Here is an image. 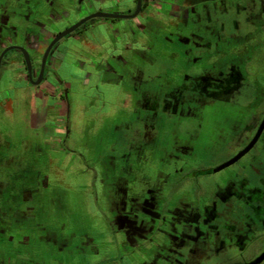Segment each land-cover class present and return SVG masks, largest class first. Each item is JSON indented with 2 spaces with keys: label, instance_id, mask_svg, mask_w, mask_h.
<instances>
[{
  "label": "flooded vegetation",
  "instance_id": "flooded-vegetation-1",
  "mask_svg": "<svg viewBox=\"0 0 264 264\" xmlns=\"http://www.w3.org/2000/svg\"><path fill=\"white\" fill-rule=\"evenodd\" d=\"M118 2L126 7L122 12L117 9ZM231 3L233 10L228 8L230 5L218 10L224 14L218 22H213L212 8L204 7L208 23L204 37L198 36L199 40L193 42V55L185 51L191 59L188 64L194 66L190 72L180 75L177 86L162 95L160 103L149 96L135 97L140 106L137 105L148 110L140 127L132 130L143 142L152 138L158 108L165 114L177 115L181 107L188 106L192 113L199 109L220 113V122L214 126L216 131H211L212 136L206 138V155L219 144L229 152L218 162L210 159L204 164L192 156L193 169L188 174H180L175 182L176 189L187 188L184 191L188 193L187 199L178 197L173 202L165 201L159 190L152 187L145 189L144 198L132 199L141 213H151L161 221L159 228L163 236L149 254V260L160 264H264V0H233ZM175 4L171 0L155 6L152 0H140V9L133 15L137 0H0V74L1 70H11L18 76V66H22L28 83L39 87L37 97L44 99L46 108L51 98V106L59 109L68 89L60 88L64 78L58 76L53 66L58 60L64 63L67 79L80 78L84 85L93 77L95 92L104 98L110 97L111 85L125 83L127 78L125 73H117L115 69L117 65L127 64L121 54L127 48L122 44L120 53H117L118 48L111 51L109 43L113 45L115 41H98L100 44L93 41L92 36L107 28L125 37L128 26L118 30L114 21L118 18L91 17L49 47L51 42L59 33L94 13L114 10L126 16L121 18L133 22L143 11L173 16ZM72 12L77 18L70 22L66 17ZM62 21L67 24L63 28L58 25ZM63 38L68 40L62 41ZM180 41L185 42L184 37H180ZM102 46H107L110 63L100 54ZM23 50L29 57L30 73ZM97 82L105 83L108 88L100 91ZM53 144L52 150L59 144L63 147L64 134L56 137ZM3 185L0 180V186ZM103 192L106 193L104 198L109 200L103 188L92 190L94 197ZM2 193L1 189L0 198ZM19 193L17 197L14 192L8 193V206L0 205V264H42L41 259L35 257L40 256L36 254V240L61 250L67 240L63 237L65 222L48 214L37 224L28 222L37 214L33 212L35 207L22 208L19 202L20 199L25 203L32 200L34 188L26 186ZM123 199L117 197L118 210L114 218L104 221L109 220L113 230L121 231L124 241L132 239L136 245H145L149 241L147 235H153L157 229L144 218L129 215L124 196ZM170 203L172 210L167 213ZM176 220L177 229L164 231L168 222ZM187 221L199 226L187 228ZM48 256L53 264L55 256L50 253Z\"/></svg>",
  "mask_w": 264,
  "mask_h": 264
},
{
  "label": "rangeland",
  "instance_id": "rangeland-1",
  "mask_svg": "<svg viewBox=\"0 0 264 264\" xmlns=\"http://www.w3.org/2000/svg\"><path fill=\"white\" fill-rule=\"evenodd\" d=\"M152 1L158 6L171 0ZM172 1L176 2L173 16L143 11L133 22L129 18L114 19L116 29L128 26L125 37L107 28L92 36L96 43L115 41L113 45L109 43L111 51L118 48L120 53L122 44L127 48L121 52L127 64L115 68L127 78L125 83L109 85L113 89L110 97L104 98L95 92L93 77L83 85L80 78L69 80L63 76L60 88L68 92L62 108L51 106V98L47 100L49 107L44 108V99L37 97L39 87L20 88L21 81L16 80L18 76L14 72L1 70V80L6 76L8 83L3 89L0 87V180L4 184L0 186L3 191L0 205L8 206V193L14 192L17 197L23 187H31L33 199L19 202L22 208L35 207L33 212L37 214L28 222L37 224L47 214L65 222L63 237L67 240L61 250L36 240V254L40 256L35 257L42 264H52L48 253L55 256L53 264H160L149 260V254L163 236L159 228L161 221L151 213H141L132 199L144 198L148 187L159 190L165 201L187 199L188 193L184 192L187 188L176 189L175 182L180 174H188L193 169L192 156L204 164L210 159L218 162L229 154L219 144L211 155L209 151L206 155V138L212 136L210 133L216 131L214 126L220 122V113L213 109L192 113L185 106L179 114L168 115L158 108L151 139L143 142L132 131L148 115V110L139 107L135 97L149 96L160 103L162 95L177 86L180 75L193 68L185 51L193 55V42L199 40L198 36L204 37L208 24L204 7L212 8L213 22L224 15L218 11L220 8L230 5L228 8L233 10V0ZM116 6L120 12L126 8L120 2ZM66 18L73 22L77 17L72 12ZM98 20L109 22L104 18ZM58 25L63 28L67 24L62 21ZM180 37L185 42H179ZM65 40L68 38L62 39ZM105 47L100 54L107 59ZM108 59L110 63L112 60ZM96 86L100 91L108 88L105 83L97 82ZM63 134V147L59 144L58 150H52L56 137ZM99 188L107 191L109 200L104 198V192L94 197L92 190ZM114 188L122 192L115 193ZM119 196L125 197L129 215L144 218L157 229L153 235L147 232L151 234L147 235L149 241L145 245H136L132 239L124 241L123 233L113 230L109 220L104 221L114 218ZM171 204L167 213L172 210ZM169 217L167 214L165 218ZM185 223L190 229L199 226ZM177 227V220L168 222L164 231Z\"/></svg>",
  "mask_w": 264,
  "mask_h": 264
},
{
  "label": "water",
  "instance_id": "water-1",
  "mask_svg": "<svg viewBox=\"0 0 264 264\" xmlns=\"http://www.w3.org/2000/svg\"><path fill=\"white\" fill-rule=\"evenodd\" d=\"M140 9V0H137V5H136V9L135 12L133 13V15H136V13L138 12V10ZM91 17H111V18H121V17H126L125 15L122 14H117V13H109V12H98V13H94L91 14L89 16L84 17L83 19H81L80 21H78L77 23L73 24L72 26L68 27L67 29H65L64 31H62L61 33H59L54 40L51 42V44L49 45V47L60 37H62L63 35L70 33L71 31H73L77 26H79L82 22H84L85 20L91 18ZM47 51L48 49L45 51L44 55H43V61L47 55ZM24 53V58L26 60V64H27V70L30 73L31 70V65H30V61H29V57L28 54L26 53L25 50H23ZM42 72V70H41ZM41 76H39L40 78ZM264 122V121H263ZM263 124H261L260 128L262 127Z\"/></svg>",
  "mask_w": 264,
  "mask_h": 264
},
{
  "label": "crops",
  "instance_id": "crops-1",
  "mask_svg": "<svg viewBox=\"0 0 264 264\" xmlns=\"http://www.w3.org/2000/svg\"><path fill=\"white\" fill-rule=\"evenodd\" d=\"M63 65H64V63L61 62V61H58V60H55L53 62V66L56 68V70L58 72V76H61V78H62V76H68L65 73L64 69H63ZM18 69H19V73L20 74L18 75V78H16V80L17 81H19V80L21 81L20 88L30 87L31 85L28 83L27 79L25 78L26 76H24L23 73H22L23 72L22 66L19 65L18 66ZM1 81H2V83H1ZM7 83H8V79L5 76V78L3 77V79L0 80V84H2V85H0L1 89H3L4 87H6L7 86ZM19 85H20V83H19ZM33 93H34V90H33ZM43 105H44V108H46L45 103H43Z\"/></svg>",
  "mask_w": 264,
  "mask_h": 264
}]
</instances>
